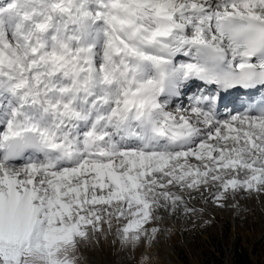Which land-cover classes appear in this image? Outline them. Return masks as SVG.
I'll use <instances>...</instances> for the list:
<instances>
[{"label":"snow or ice","instance_id":"snow-or-ice-1","mask_svg":"<svg viewBox=\"0 0 264 264\" xmlns=\"http://www.w3.org/2000/svg\"><path fill=\"white\" fill-rule=\"evenodd\" d=\"M192 80L264 91V0H0V264H76L113 220L150 243L201 186L264 191V97L168 111Z\"/></svg>","mask_w":264,"mask_h":264},{"label":"rangeland","instance_id":"rangeland-1","mask_svg":"<svg viewBox=\"0 0 264 264\" xmlns=\"http://www.w3.org/2000/svg\"><path fill=\"white\" fill-rule=\"evenodd\" d=\"M238 190L233 194L231 190L225 193L221 201L223 206H218L213 195L210 197V207L217 212L212 220L191 219L185 226L168 225L164 238L172 248L171 254L158 243L159 232L150 243L142 242L133 248L123 244L117 235L120 224L112 223L111 231L105 226L104 231L79 241L74 252L76 264H203L199 246H208L218 253L210 240V231L222 240V264H231L236 242H240L257 262L261 257L258 242L264 237V191Z\"/></svg>","mask_w":264,"mask_h":264},{"label":"bare ground","instance_id":"bare-ground-1","mask_svg":"<svg viewBox=\"0 0 264 264\" xmlns=\"http://www.w3.org/2000/svg\"><path fill=\"white\" fill-rule=\"evenodd\" d=\"M181 60L185 59L183 57L180 58ZM214 87V85H209L205 87V85L202 84L199 80H192L190 81L186 87L183 88L180 95L170 98L168 101V107L167 110L173 112L174 114L179 112H187L190 111L191 105L194 103L192 98H189L188 94L186 95V92L195 91L194 96L200 95L201 93L209 94L210 88ZM199 91L201 92L199 94ZM235 100V99H233ZM223 102H221L222 104ZM235 103V102H234ZM221 104L219 107H216L217 109V115L218 118H226L229 115H240V114H246L247 112L242 109V107L236 106L233 103H227V106H229L230 109L227 108V106H222ZM193 163H195V159L193 158ZM174 191L176 189H173ZM231 190V189H230ZM238 190V189H236ZM231 190V194H233V191ZM240 191V190H238ZM233 192V193H232ZM185 200V203L187 205V208L190 209V211H185V204H181L175 212H172L168 209H158L157 210V216L159 219L152 221L149 223V225L146 227L149 230L152 227H159V244L163 245V249L167 252V254L172 253V248L168 247L166 244V239L164 238L165 234L164 231L166 230V227L168 225L173 226H185L191 219L192 220H212L217 216V212L210 207V197L212 195L214 196L213 192H210L204 188V186H201L200 190H191L190 192L184 191L180 193ZM232 203V202H231ZM113 223H117L115 220H113ZM157 243V244H158ZM157 247V245H156Z\"/></svg>","mask_w":264,"mask_h":264},{"label":"trees","instance_id":"trees-1","mask_svg":"<svg viewBox=\"0 0 264 264\" xmlns=\"http://www.w3.org/2000/svg\"><path fill=\"white\" fill-rule=\"evenodd\" d=\"M203 230H209V228L203 227ZM228 230V224H226V231ZM210 240L216 245V251L204 246H197L203 258V264H222L223 263V246L222 240L217 234L209 233ZM205 242V240H202ZM261 257L259 261H254L250 257L249 251L240 243L236 242L232 249L231 264H264V237L258 242Z\"/></svg>","mask_w":264,"mask_h":264}]
</instances>
